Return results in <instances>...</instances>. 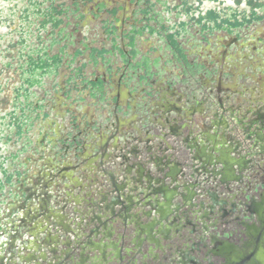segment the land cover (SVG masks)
<instances>
[{
	"label": "flooded vegetation",
	"instance_id": "obj_1",
	"mask_svg": "<svg viewBox=\"0 0 264 264\" xmlns=\"http://www.w3.org/2000/svg\"><path fill=\"white\" fill-rule=\"evenodd\" d=\"M3 1L0 264H245L264 0ZM31 3L47 49L28 55ZM86 20L97 36L70 41Z\"/></svg>",
	"mask_w": 264,
	"mask_h": 264
},
{
	"label": "rangeland",
	"instance_id": "obj_2",
	"mask_svg": "<svg viewBox=\"0 0 264 264\" xmlns=\"http://www.w3.org/2000/svg\"><path fill=\"white\" fill-rule=\"evenodd\" d=\"M24 1V0H23ZM42 1V3L45 1V0H41ZM66 0H64V2H65ZM4 3H0V10H2L3 11V13H0V15H2V16H4V20H5V22H8V21H10L11 20V18L12 19H15L16 21H17V19H18V17H17V10L16 11H7L8 10V7L6 8V1H3ZM20 2H22V1H20ZM94 2H97V0H95ZM12 4H15V1L14 2H12ZM43 5H47V3L45 2V3H43ZM14 8V7H13ZM11 9V8H10ZM29 10L30 11H28V17L27 18H25V17H23L22 18V21L20 20L19 22H18V24H19V27L21 28L20 29V32H21V30H22V27H23V29H26V35H27V41L24 43V45H23V43H22V46H23V49L28 53V55H30V54H32V53H35L36 51H38L39 49H43V48H46L47 46L45 45V44H43V45H40V44H37L35 41L37 40V38L35 37V32L36 31H34L33 29H31L32 27L34 28V25H35V23L36 22H32V20L34 19V20H38V16H39V12H36L35 10H34V7L32 6V3L30 4V6H29ZM11 14H12V16H11ZM26 21H29L28 23L26 22ZM88 22H92V20L91 21H89V20H86L85 22H84V24L81 26V29L79 30V29H76L77 30V32L76 33H74V35H73V32L72 31H70V32H72V33H69V35H72V38L73 39H70V41H72V42H74V41H77V40H79V39H84V42L83 41H81V43L82 44H86L85 43V41L87 40L88 42H91L92 41V37H94V36H97L96 35V31L98 30V33L100 32V26H99V24H98V22H95V23H93L92 22V26L90 25L91 23H88ZM16 23V22H15ZM58 28V27H57ZM96 29V30H95ZM43 30V29H42ZM88 30H94L95 32H93V35H90V32H88ZM17 31H12L11 33H10V36H11V38L12 37H14V34L16 33ZM40 33V32H39ZM88 33V34H87ZM17 34V33H16ZM38 35V34H37ZM40 36H41V34H39ZM87 35V36H86ZM13 41H15V39H13ZM40 43H42V42H40ZM13 45H11V47H13L14 48V53H15V51L16 50H18L19 51V48H16V44L14 45V43H12ZM47 49V48H46Z\"/></svg>",
	"mask_w": 264,
	"mask_h": 264
},
{
	"label": "water",
	"instance_id": "obj_3",
	"mask_svg": "<svg viewBox=\"0 0 264 264\" xmlns=\"http://www.w3.org/2000/svg\"><path fill=\"white\" fill-rule=\"evenodd\" d=\"M257 212H260L262 218H264V208H258ZM252 241L249 240L250 246H244L240 248V254L247 256L243 258L245 264H251V260H255L256 264H264V223L253 228L251 231ZM243 249V251H242Z\"/></svg>",
	"mask_w": 264,
	"mask_h": 264
}]
</instances>
